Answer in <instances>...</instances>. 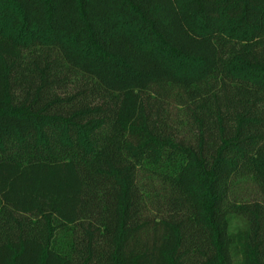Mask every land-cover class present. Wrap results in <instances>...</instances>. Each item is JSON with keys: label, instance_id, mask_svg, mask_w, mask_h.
I'll return each mask as SVG.
<instances>
[{"label": "trees", "instance_id": "trees-1", "mask_svg": "<svg viewBox=\"0 0 264 264\" xmlns=\"http://www.w3.org/2000/svg\"><path fill=\"white\" fill-rule=\"evenodd\" d=\"M0 264H264V0H0Z\"/></svg>", "mask_w": 264, "mask_h": 264}, {"label": "rangeland", "instance_id": "rangeland-1", "mask_svg": "<svg viewBox=\"0 0 264 264\" xmlns=\"http://www.w3.org/2000/svg\"><path fill=\"white\" fill-rule=\"evenodd\" d=\"M244 223L240 218H232L230 221V232H236L238 229L243 228Z\"/></svg>", "mask_w": 264, "mask_h": 264}]
</instances>
